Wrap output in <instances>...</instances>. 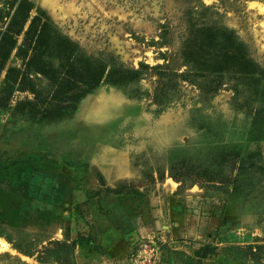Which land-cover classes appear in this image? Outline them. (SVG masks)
Masks as SVG:
<instances>
[{
	"label": "rangeland",
	"instance_id": "obj_1",
	"mask_svg": "<svg viewBox=\"0 0 264 264\" xmlns=\"http://www.w3.org/2000/svg\"><path fill=\"white\" fill-rule=\"evenodd\" d=\"M0 10V264H264V0Z\"/></svg>",
	"mask_w": 264,
	"mask_h": 264
},
{
	"label": "trees",
	"instance_id": "obj_2",
	"mask_svg": "<svg viewBox=\"0 0 264 264\" xmlns=\"http://www.w3.org/2000/svg\"><path fill=\"white\" fill-rule=\"evenodd\" d=\"M0 15L2 16L3 13H0ZM4 17H5V14L1 18H4ZM38 19L36 18V20H38ZM35 22L36 21L34 20L32 22V25H35ZM45 32H46V28L42 27L41 31H40V36H39L40 38L37 41L38 45L39 44L43 45L44 44L43 42H45L47 40V36L45 35ZM211 38H212V36H211ZM203 40H205V38ZM212 40H213V38L210 41H212ZM64 43L70 44L66 40L64 41ZM226 43H228V39L227 38H225L224 40H220L218 42V47L222 48V47H224V45ZM234 45H235V42H233L230 46H234ZM242 48H244V44L242 42H238L236 44L235 50H233L234 48L230 49V50L228 49L223 54H224L225 58H228V60H230V61L234 60V58H235V60L240 61L244 65L246 64L247 66H251L254 63V61L248 57V54L242 52ZM68 57L71 58L70 54H69ZM39 62L41 63V61H39ZM75 63H76V60H75ZM107 68L108 67L106 65H104V64H101V66L100 65L96 66V64H92V66H91V64L86 62V75L83 78V80L86 83L85 87H84L86 89V92H89L91 90L96 89L99 86L101 80L104 79V77H106L112 83H116V82L117 83H122L124 80L128 81L129 78L132 79L135 76H138V74L140 73V71L136 70V69H133V70H128V69L120 70L117 67H115V68L113 67L110 70V72L106 75ZM39 72L44 74V75H48V73H49L48 70L46 71V70H44L42 68H40ZM249 73L251 74V72H249ZM56 79L57 78H55V76H54L53 80L57 81ZM73 97L76 98L75 96H73ZM262 112L264 113V107H263Z\"/></svg>",
	"mask_w": 264,
	"mask_h": 264
},
{
	"label": "bare ground",
	"instance_id": "obj_3",
	"mask_svg": "<svg viewBox=\"0 0 264 264\" xmlns=\"http://www.w3.org/2000/svg\"><path fill=\"white\" fill-rule=\"evenodd\" d=\"M2 244L6 245V243H2Z\"/></svg>",
	"mask_w": 264,
	"mask_h": 264
}]
</instances>
